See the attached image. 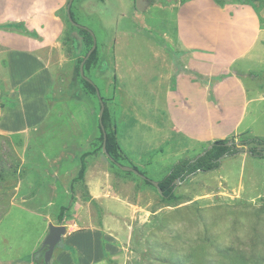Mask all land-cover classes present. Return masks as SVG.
<instances>
[{
  "label": "rangeland",
  "instance_id": "374dc122",
  "mask_svg": "<svg viewBox=\"0 0 264 264\" xmlns=\"http://www.w3.org/2000/svg\"><path fill=\"white\" fill-rule=\"evenodd\" d=\"M77 1L73 4L75 16L79 24L96 32L100 42V59L105 54L115 57L114 70L111 71L107 64L108 72L101 69L97 77L112 112V124L122 154L120 160L128 166H136L150 179L157 180L178 160L185 156L192 158L208 146L205 143L199 149L182 153L179 147L181 143L185 144V139L173 135L169 125L159 132L153 125L158 111L160 114V109L164 107V95L156 88L155 76L168 69V62L154 58L159 55L156 44L158 40L163 42V35H166V48L170 46L168 40L174 44L175 12L160 8L164 6L163 2L169 0H151L148 8L137 12L139 18L134 22L128 13H120L122 8L117 7L119 4L108 5L107 10L103 7L102 14L101 7L96 4L92 8L96 12L87 16L75 9ZM175 3L179 4L180 0H175ZM96 16L103 20L105 30ZM117 17L118 26L111 21V18ZM125 24L127 26L123 27ZM66 27V60L55 72L53 87L47 95L48 102L53 104L52 112L45 125H38L33 132L46 134L44 145L50 152L61 143L74 140L90 150L91 142L99 134L98 108L86 98L77 79L75 62L80 50H75L67 40V35L74 33L76 42L81 44L78 40L80 37L76 31L70 30L68 23ZM160 55L164 54L160 52ZM4 103L5 94L0 88V105ZM20 104L23 106V102ZM21 110H16L18 117ZM230 123L228 120L226 127ZM243 128H248L253 136L264 134V100L250 104L240 129ZM239 134L232 137L238 138ZM85 138H89V147L83 142ZM21 139L23 134L0 135L1 261L32 255L44 226L40 218L22 212L18 207H12L4 215L13 196L15 182L24 173L30 172L38 178V182L33 181L34 188L30 190L32 199L26 203L27 206L36 208L47 200L46 191L40 186V182L46 178L44 171L40 173V168L47 166L45 158H28L41 143L28 147L26 162L21 166L18 157L24 149ZM98 154V158H91L92 168L108 172L106 185L110 195L125 203L123 211L109 218L106 224L105 231L110 233L108 237L120 247V254L108 257L109 264H173L163 247L172 246L178 248V252L180 249L183 252L190 240L186 245L184 243L196 237L198 232L213 237L219 246L231 245L242 251H264V157L247 152L227 155L222 158L219 168L196 172L188 176V181L178 182L175 189L182 195L179 204L165 206L156 190L150 186L142 187L135 175L116 172L106 157L101 152ZM78 196L83 205L74 218H79L81 225L90 222L91 226L102 224L104 211L100 204L93 199L87 204V196L81 189H78ZM68 220L72 222V216ZM173 235L181 237L175 242ZM142 253H147V257L142 258Z\"/></svg>",
  "mask_w": 264,
  "mask_h": 264
},
{
  "label": "crops",
  "instance_id": "0c3cea01",
  "mask_svg": "<svg viewBox=\"0 0 264 264\" xmlns=\"http://www.w3.org/2000/svg\"><path fill=\"white\" fill-rule=\"evenodd\" d=\"M147 1L146 8L151 0ZM125 2L127 4L122 6ZM66 3L67 0H0V88L5 94V103L0 105V135L23 134L24 149L18 155L21 166L26 162L28 147L41 143L39 148H34L35 152L30 149L32 153L28 158H45L47 165L40 168V173L44 171L46 175L40 186L46 191L47 200L36 208L27 206L32 199L33 181L38 182L37 177L27 172L15 182L13 196L4 213L18 207L44 222L32 255L20 257L30 259L19 264L44 261L42 243L49 224H56V206L67 204L71 195H74L70 209L72 222L63 223L66 233L54 247L49 264H109L108 257L120 254V247L112 243L105 228L109 218L123 211L125 203L110 195L106 185L108 172L92 168L91 158H98L99 154L86 156L84 178L73 182L80 155L87 149L74 140L63 142L50 152L44 145L46 134L33 133L38 125H45L52 112L53 104L48 102L47 95L53 87L55 72L66 60L67 27L60 15ZM96 4L101 7V14L103 7L119 4L120 13H128L134 22L139 18L137 12H142L136 9L135 0H78L75 9L89 16L96 12L92 10ZM163 4L161 9L175 12V38L174 44L167 39L170 45L167 48L166 35L162 43L158 40L156 44L159 55L154 58L168 62V69L167 72L157 71L159 74L155 76L156 88L164 95V107L155 116V129L159 132L169 125L173 135L185 139V144L179 147L182 153L199 149L215 139L231 138L244 131L250 133L248 128L240 127L250 104L264 100V2H255L256 8L233 0L222 5L215 0H185L179 4L169 0ZM111 19L118 26L119 18ZM102 21L98 19L105 30ZM10 23L22 24L38 37L24 34ZM78 40L80 42V38ZM102 57L96 77L99 70L106 71L107 64L111 71L115 68L112 54ZM20 108L22 113L18 117L16 110ZM228 120L231 123L226 127ZM259 135L254 136L264 137V134ZM83 142L89 147V138ZM36 175L41 177V174ZM78 189L87 196V204L91 199L100 204L104 211L102 224L81 225L80 219L74 218L83 205ZM16 259L19 258L0 260V264Z\"/></svg>",
  "mask_w": 264,
  "mask_h": 264
},
{
  "label": "trees",
  "instance_id": "16d2710c",
  "mask_svg": "<svg viewBox=\"0 0 264 264\" xmlns=\"http://www.w3.org/2000/svg\"><path fill=\"white\" fill-rule=\"evenodd\" d=\"M74 1L70 8V14L75 22L80 23L75 16L74 5H73ZM184 1L185 0H180L181 3ZM215 1L222 5L230 0H215ZM233 1L249 4L254 8H256L255 2H259V3L264 2V0H233ZM60 15L64 20H66L65 22L68 23L70 30L76 31L80 37V43L82 45L76 42L75 37L71 35H67V40H69L73 48L78 51L80 50L78 53L80 55L78 56L75 62L76 72L78 77L77 79L79 82L80 89L84 92L86 98L91 100L92 103L94 102L98 110L100 107V102H99V97L96 93V88L99 89L101 99L103 100L105 106L102 115V123L104 125L106 132V150L109 153V155L113 158V160L107 158L102 152L103 131L99 123H97L99 134L91 142V149L81 153L80 166L76 176L72 180L73 182H78L83 180L86 169V161H85L86 156L90 154L95 155L101 152L106 157L107 161L116 172L135 175L140 181V185L142 187L150 186L157 191L160 199L162 200L165 206H176L177 204H179V200L182 198V195L176 192L175 186L177 185V183L188 181V176L196 172H207L219 168L222 160V159L219 160V158L223 154L226 153L227 155H231L240 152H247L254 156L264 157V137L253 136L248 131H244L239 134L238 138L231 137V138L215 139L213 141H210L208 144H212V146L206 152H204L199 156L196 155L192 158L189 157L181 158L176 163H174L161 178L155 180L158 182V187L153 185V183L151 182L152 179H150V177H148L145 172L139 170L134 165L132 166L135 169H137L141 174H143L145 177H141L133 173L132 171L122 170L117 165V163H120L122 165H126V164H123L120 160L122 154L120 152L116 133L113 128L111 111L110 108L108 107L107 99L98 84V78L95 75V71L100 67L101 64L100 52H99L100 42L97 38L96 32L91 28V30L94 32V35L96 37V47L85 61L83 67L84 75L93 81L90 82L80 75L79 64L83 56L86 54L88 49L93 44V36L88 29L73 25L70 22L66 14V5L62 8V12L60 13ZM10 24L11 26L20 29L21 32H23L24 34L38 37L36 34H32V32L25 29L22 24L19 25L18 23H10ZM18 26H21V28H19ZM79 45L81 47H79ZM228 141H231V144L227 145L226 142ZM158 188L160 192L158 191ZM73 200H74V195H71V198L67 204L58 206L57 211L55 212L56 224H63L65 223V220H68L70 218L71 216L70 209ZM195 236L196 237H194L193 239H188L184 243L186 245L187 242L190 240L189 241L190 244L188 245L187 248L183 249V252H181L180 248H179L180 252H178V248H172V246L171 248L163 247V249L167 251L169 260H171L173 264H264V251H256L254 249H251L250 251H246V250L242 251L240 249L234 248L231 245L219 246L213 237L208 236V234L203 232H198L196 233ZM180 237L181 236L179 235H173L172 239L176 242L177 240L180 239ZM209 248H211L212 250L211 249L209 250ZM158 256H162V255H158ZM141 257L146 258L147 253H142ZM28 259H30V257L19 258L10 262L9 264H19ZM158 259L162 260L161 257H159ZM107 260L110 262L108 258ZM37 264H45V263L42 259L40 261H37Z\"/></svg>",
  "mask_w": 264,
  "mask_h": 264
},
{
  "label": "water",
  "instance_id": "95a60500",
  "mask_svg": "<svg viewBox=\"0 0 264 264\" xmlns=\"http://www.w3.org/2000/svg\"><path fill=\"white\" fill-rule=\"evenodd\" d=\"M74 0H67V3H66V14H67V18L70 20V22L73 24V25H76V26H79V27H83V28H86L89 30V32L92 34L93 36V44L92 46L88 49V51L86 52V54L83 56L80 64H79V73L80 75L87 79L88 81L90 82H93L90 78H88L87 76L84 75V63L85 61L87 60V58L89 57V55L91 54V52L95 49L96 47V37L94 35V32L88 28L87 26H84V25H81L77 22H75L72 17H71V14H70V8H71V5L73 3ZM148 5V1L147 0H135V7L137 10L139 11H143ZM96 93L99 97V102H100V107H99V110H98V123L103 131V142H102V152L104 153V155L113 160V158L109 155V153L107 152L106 150V132H105V128H104V125L102 123V115H103V112H104V102L103 100L101 99V96H100V92H99V89L96 88ZM226 144H231V141H228L226 142ZM212 146V144H209L199 155L203 154L204 152H206L210 147ZM225 156H227V154H223L219 160H221L222 158H224ZM117 165L122 169V170H125V171H132L133 173L141 176V177H145L143 174H141L137 169H135L133 166H128V165H122L120 163H117ZM178 181V180H177ZM151 182L153 183V185H155L156 187H158V182L155 181V180H151ZM158 191L160 192L159 188H158ZM66 233V226L64 224H54V223H50L49 224V227H48V232L46 234V236L44 237V240H43V243H42V247L45 248V251H44V262L45 264H49V261L51 259V256H52V253H53V250H54V247L58 244V242L60 241L61 237Z\"/></svg>",
  "mask_w": 264,
  "mask_h": 264
}]
</instances>
